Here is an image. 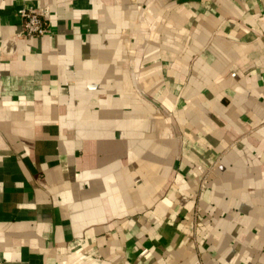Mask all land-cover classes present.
Instances as JSON below:
<instances>
[{"label": "crops", "instance_id": "1", "mask_svg": "<svg viewBox=\"0 0 264 264\" xmlns=\"http://www.w3.org/2000/svg\"><path fill=\"white\" fill-rule=\"evenodd\" d=\"M0 264H264V0H0Z\"/></svg>", "mask_w": 264, "mask_h": 264}, {"label": "built area", "instance_id": "2", "mask_svg": "<svg viewBox=\"0 0 264 264\" xmlns=\"http://www.w3.org/2000/svg\"><path fill=\"white\" fill-rule=\"evenodd\" d=\"M18 15L21 20L20 38H41L48 34L50 28L49 9L35 6H25L19 9ZM81 242H74L75 246Z\"/></svg>", "mask_w": 264, "mask_h": 264}, {"label": "rangeland", "instance_id": "3", "mask_svg": "<svg viewBox=\"0 0 264 264\" xmlns=\"http://www.w3.org/2000/svg\"><path fill=\"white\" fill-rule=\"evenodd\" d=\"M73 249H78L79 247H80V244H77V245H73V246H71Z\"/></svg>", "mask_w": 264, "mask_h": 264}]
</instances>
